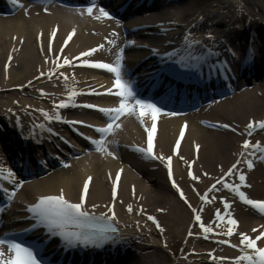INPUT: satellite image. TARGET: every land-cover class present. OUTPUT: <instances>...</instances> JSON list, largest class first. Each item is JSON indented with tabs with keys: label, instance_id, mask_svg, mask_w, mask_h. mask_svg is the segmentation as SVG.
<instances>
[{
	"label": "bare ground",
	"instance_id": "obj_1",
	"mask_svg": "<svg viewBox=\"0 0 264 264\" xmlns=\"http://www.w3.org/2000/svg\"><path fill=\"white\" fill-rule=\"evenodd\" d=\"M107 1L109 5H105ZM212 1L97 0V9L103 7L113 16L98 20L97 9L93 16L78 11L90 6V0H19L23 7L0 0V164L14 171L17 181L24 182L16 190L15 198L9 200L4 189L11 191L14 186L9 180L0 179L1 238L32 228L34 221L27 207L42 195H57L63 190L66 199L79 203L83 186L91 177L85 207L99 215L108 211L105 205L111 206L115 201L116 226L122 242L102 249L65 251L59 238L52 239L45 251L52 264H221L220 257L230 260L240 255L237 249L218 243L227 237H218L214 232L205 238L194 214L171 183L175 179L192 206L201 208L196 192H207L215 178L223 177L240 159L241 145L249 139L240 133L252 120L264 119V0ZM73 30V38L64 47ZM189 34L191 41L199 43L189 46L185 40ZM99 45L104 47L98 48ZM114 47H118L116 55L123 49V63L131 74L127 78L135 81L141 98L163 107V113L157 117L154 152L172 157V177L168 175L166 162L135 151L136 146H146L147 138L144 126L135 117H122L121 129L107 137V148L114 156L97 151L84 138H99L93 128L84 124L103 127L108 122L97 108L119 104L118 97L107 94L113 87V74L89 68L85 61L114 63L117 58L112 57ZM206 47L216 53L210 58L215 64L211 71L207 65L199 74L179 69L177 60L189 54L200 55ZM93 48L98 51L92 56L80 55ZM249 48L254 50V59L247 57ZM166 54H171V58ZM65 57L74 66L59 69L52 79L40 76L41 71L47 73L55 68L54 60L63 62ZM172 69L184 75L178 76ZM60 72L69 77L67 87L84 93L74 98L77 105L97 106L58 109L64 120L84 124L71 127L62 121H48L37 111L53 113L54 102L67 100L69 92ZM11 90L17 92L5 95ZM41 90L50 98H44ZM170 97L179 103H171ZM168 112L178 114L169 116L165 114ZM74 113L76 117L67 116ZM38 124L45 127L33 131V125ZM151 124V117H144V125L151 127ZM223 124L237 131L221 127ZM73 130L80 136V142L84 141L72 142L74 152L84 154L82 157L57 148L62 147L56 144L60 133ZM250 139L252 143L264 144V130H257ZM178 141L180 147L176 149ZM56 164L63 167L54 170ZM239 167L251 185L242 190L250 198L264 200V162L256 158L252 170L244 163ZM189 172L200 179L193 181ZM231 181L238 182V177H232ZM209 197H214V202L203 205L201 212L206 225L215 219L217 209L225 211L223 198L232 204L230 211L239 222L236 232L255 238L257 233L252 229L264 225V215L244 205L227 189L209 193ZM4 201L9 205L3 207ZM129 205L131 213L127 211ZM140 208L144 209L143 214ZM148 216H154L165 231L161 233ZM189 231L192 236H188ZM27 237L33 241L48 239L42 227L29 231ZM230 241L239 245L235 234ZM258 246L264 247V241L258 242ZM210 254L218 259L214 262Z\"/></svg>",
	"mask_w": 264,
	"mask_h": 264
},
{
	"label": "snow or ice",
	"instance_id": "obj_2",
	"mask_svg": "<svg viewBox=\"0 0 264 264\" xmlns=\"http://www.w3.org/2000/svg\"><path fill=\"white\" fill-rule=\"evenodd\" d=\"M13 4H18L19 7H23L22 3H19V0H10ZM94 9H97V0H90V6L86 9H80V14H87L89 16L94 15ZM47 11V9H45ZM98 15H95L96 19H113V16L106 11L103 7L97 9ZM75 34H69L67 40L65 41L64 47L67 46V41H70ZM56 32L53 31L51 36L54 38ZM113 36L117 35L116 33L112 34ZM211 39L212 37L209 36ZM185 40L188 42L189 46L192 44H198V41H191L190 34L185 37ZM110 44H114V41H109ZM134 43V42H133ZM103 45H99L98 48H103ZM98 48H93L88 51L82 52L80 55L83 57H90L95 52L98 51ZM15 51V49H13ZM61 54L63 53V47L61 48ZM156 51V50H154ZM228 51H231L228 49ZM158 54V53H157ZM171 58V54H166ZM216 53L213 52L211 47H206V51L200 55H191L186 57H181L176 63L179 65V69H184L189 72H196L199 74L202 68L207 65L209 71L215 64L210 62V58L215 56ZM254 50L249 48L247 52V57L254 59ZM11 59V58H10ZM79 59V58H77ZM123 49L119 50L117 58L114 63H104V62H93L89 63L85 61V64L89 68L95 69H104L108 73L113 74L114 82L113 87L107 90V94L110 96H115L119 98V104L116 107H99L93 104H83L77 105L75 102V97L78 95L84 94L83 92H78L75 88H69L68 80L69 77L66 76L63 72H60V77H63L65 85L69 95L67 100H62L60 103L56 104L54 102L53 113H49L42 109H37L41 111L42 115L48 121H62L66 124H84L83 121H69L64 120L58 109H64L68 107H84L88 109L97 108V110L107 118V124L103 127H97L90 124H84L85 127L93 128L94 131L99 136L98 139L92 137H84L90 142L92 146L97 151H100L106 155H113L107 148V137L114 135L117 130L121 129L122 125L119 123L122 117H135L138 122L144 126V131L147 134L146 146H136L135 151L140 153L142 156L151 158L152 160H161L166 162V167L168 169L169 177H172V157H165L162 154L157 155L154 152V135L157 132V117L163 113V107L158 106L156 103L152 102L151 99L141 98L139 89L135 86V81L129 79L130 73L127 71L124 63ZM55 68L50 72H40V76H45L49 79H52V76L61 68H64L66 65H72V61L68 58H64L63 62H60L59 59L53 61ZM176 75L182 76L183 72H180L178 69H172ZM39 79V77H37ZM31 81H29V86H31ZM94 91V90H93ZM41 94L43 90H41ZM100 95L101 93H95ZM169 116L177 115L176 112L165 113ZM151 117V127L144 125V117ZM17 124L20 125V121L17 120ZM44 124L33 125V131L35 128L43 129ZM184 127H187L185 123ZM223 128H231V131L236 132L237 129L233 128L229 124L221 125ZM257 130H264V119L260 121L252 120L249 122L245 129L240 133L241 135H247L249 139L244 140L241 145L242 151L240 153V159L232 164V166L224 173L223 177L215 178V183H213L204 194H200L199 191L196 194L199 196L200 201L202 202L201 208L193 207L192 204L188 201L184 192L180 189L179 185L176 183L175 179H172V187L176 189L179 193V197L184 201L187 207L190 208L194 214V219L197 222L200 229H202L205 238L208 237V234L216 233V235L227 237L229 239H219L218 243L222 245H229L233 249H237L240 253L235 258L228 260V258L220 257L221 264H224L225 260H228V264H264V247L258 246V242L264 241V225H261L258 229L253 228L252 231L257 233L255 238L250 236L245 232H236L235 230L238 227V221L233 218V213L230 211L232 204L226 198H223V213L219 209L215 211V219L210 224H205L202 220L201 212L203 210V205L213 203L214 197L210 199L209 193L218 192L221 189H227L228 192L234 194L235 197H238L239 200L247 206H250L252 209L256 210L258 214L264 215V200L250 198L242 188H250L251 185L246 182V175L244 171L239 167L241 163H244L248 170H252L254 167V159L258 158L260 161L264 162V144H261L259 141L252 143L251 137ZM49 132H52V129H48ZM83 136V133H80ZM183 131H181V139L183 138ZM176 149H179V141L176 144ZM199 146L197 145V150ZM180 159H184L180 157ZM194 163V161H193ZM65 167L69 165L65 164ZM121 172L123 169L120 170ZM223 172V167H221ZM189 175L193 181H197L200 178L197 175L189 172ZM15 172L11 169H5L0 167V179L9 180L14 186L11 191L5 188L4 191L8 194V199L13 200L16 195V190L23 187V181H17L15 179ZM204 176H208V173H204ZM238 177V182L231 181L232 177ZM91 177L88 178V181L85 182L80 196L79 203H73L66 199L63 190L60 191L57 195H42L38 197L37 202L29 205L27 211L31 213V219L34 221L31 229H26L28 231H36L40 227L45 230L47 236L46 241H25L23 236L20 234H14L11 237L5 235L4 238H0V264H52L45 254L48 243L52 239L59 238L61 241L60 247L65 250H74L77 248H95L102 249L106 245H116L122 242V239L119 235V229L116 226V212H115V201L112 205H105L108 208L107 212H103L99 215L95 212L90 211L85 207L89 192V183L91 182ZM120 180V175L117 174L115 181ZM217 185H220L221 188H217ZM134 191V188H133ZM93 208L98 207V205H93ZM0 211H3L0 209ZM127 211L131 213L133 211L132 206L129 205ZM163 211V209H161ZM139 212L144 213V209L140 208ZM110 213V214H109ZM147 219L152 221L155 226L163 233L165 230L160 225L159 221L154 216H148ZM219 221L217 224L216 222ZM215 225V228L212 226ZM223 225V227H221ZM219 228L220 231H216ZM237 235L239 238V245L232 244L230 238L233 235ZM191 231L188 232V236H192ZM7 247V251L4 250V247ZM165 247L167 244L165 243ZM211 259L215 262L218 258L214 254H210Z\"/></svg>",
	"mask_w": 264,
	"mask_h": 264
},
{
	"label": "rangeland",
	"instance_id": "obj_3",
	"mask_svg": "<svg viewBox=\"0 0 264 264\" xmlns=\"http://www.w3.org/2000/svg\"><path fill=\"white\" fill-rule=\"evenodd\" d=\"M211 2H213L212 0H211ZM9 5V4H8ZM260 12H262V11H260ZM25 40H26V37L24 38ZM121 42L123 41V38L120 40ZM115 48V49H114ZM113 48V52H111L112 53V57H114V55L115 56H117L114 52H116V50L118 49V47H114ZM117 48V49H116ZM114 53V54H113ZM93 79V78H92ZM94 80V79H93ZM93 80H90V81H93ZM48 83H51V84H53L54 82H52V81H50V82H48ZM94 83H96V81H94ZM48 85V84H47ZM53 88V87H52ZM45 90V89H44ZM11 92H17V91H15V90H11V91H7V92H5L6 94L5 95H7V94H9V93H11ZM44 96V98H47V99H49L50 97L49 96H46V95H43ZM24 98H27V96H25ZM31 98V96H29L27 99H30ZM39 99H36V101H38ZM41 101H44L45 103L47 102L46 100H41ZM43 102V103H44ZM90 102L92 103L93 102V99H90ZM78 114V113H77ZM69 118L70 117H76V113H74V114H72L71 116H69V115H67ZM69 118H67V119H69ZM69 126H71L72 127V125L70 124ZM218 128V127H217ZM219 129V128H218ZM79 134H80V131L78 132ZM60 135L61 136H59L58 138H56V144L58 143V144H60L62 147H57V148H61V150L62 151H64L65 153H68L69 155H73V156H79V157H82V156H84V154L82 155V154H77L76 152H74V149H73V145H72V142H80V136L78 135V134H76V133H74V130L73 131H69V133L68 132H62V133H60ZM65 142V143H64ZM53 143L55 144V141H53ZM81 144L82 143H84V141H82V139H81V142H80ZM53 144V145H54ZM58 152V151H57ZM59 154H61L60 153V151H59V153H58V155ZM64 154V153H63ZM63 159H65V161H68V157H66V156H64L63 157ZM14 164V163H13ZM4 165V164H3ZM57 165V164H56ZM0 166L2 167V163L0 164ZM16 166V165H15ZM18 167V166H17ZM61 167H63L62 165L60 166H55V165H53V167L52 168H54V170L55 169H58V168H61ZM19 168V167H18ZM20 170H21V168H19Z\"/></svg>",
	"mask_w": 264,
	"mask_h": 264
}]
</instances>
